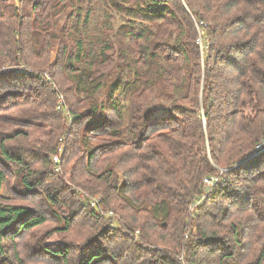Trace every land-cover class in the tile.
I'll return each instance as SVG.
<instances>
[{
  "label": "trees",
  "instance_id": "16d2710c",
  "mask_svg": "<svg viewBox=\"0 0 264 264\" xmlns=\"http://www.w3.org/2000/svg\"><path fill=\"white\" fill-rule=\"evenodd\" d=\"M260 145L264 0H0V264H264Z\"/></svg>",
  "mask_w": 264,
  "mask_h": 264
},
{
  "label": "built area",
  "instance_id": "2783aa9c",
  "mask_svg": "<svg viewBox=\"0 0 264 264\" xmlns=\"http://www.w3.org/2000/svg\"><path fill=\"white\" fill-rule=\"evenodd\" d=\"M199 43H200V45H202V41H201V39L199 40ZM47 78H50V77L47 76ZM64 108H65V98H64L63 95H60V96H59V106H58V110H59V111H63ZM263 151H264V146H261V145H260V146L257 147V152H258V153H261V152H263ZM54 161H55L56 164H58V163H60V158H59L58 156H56V157L54 158ZM58 170H59V168H58ZM217 182H218V178H217V177H211V178L205 180V186H206L207 188H208V187H214V186L216 185ZM98 202H99V200L96 199V200L93 201L92 205L94 206V205H96Z\"/></svg>",
  "mask_w": 264,
  "mask_h": 264
},
{
  "label": "rangeland",
  "instance_id": "374dc122",
  "mask_svg": "<svg viewBox=\"0 0 264 264\" xmlns=\"http://www.w3.org/2000/svg\"><path fill=\"white\" fill-rule=\"evenodd\" d=\"M121 22L119 21L118 22V24H120ZM7 70V69H6ZM6 72H10L9 70H7ZM49 80H51L50 78H49ZM53 88L54 89H56L55 88V86H53ZM105 94L103 93L102 95H101V97H100V101H102L105 97ZM170 107H169V105L165 102V101H160V102H156L155 104H154V106H152L151 107V111L154 113V114H162V115H165L166 114V112H167V110L169 109ZM59 111V110H58ZM61 112V111H60ZM60 152H62V149H60ZM59 158H60V156H58ZM60 161H61V159H60ZM54 163H55V161H54ZM60 170V169H59ZM58 170V171H59ZM94 201V200H93ZM92 201V202H93Z\"/></svg>",
  "mask_w": 264,
  "mask_h": 264
}]
</instances>
